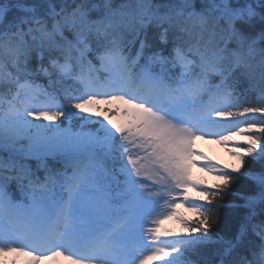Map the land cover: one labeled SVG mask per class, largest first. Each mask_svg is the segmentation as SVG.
Returning <instances> with one entry per match:
<instances>
[{
    "label": "snow or ice",
    "instance_id": "6c2138e0",
    "mask_svg": "<svg viewBox=\"0 0 264 264\" xmlns=\"http://www.w3.org/2000/svg\"><path fill=\"white\" fill-rule=\"evenodd\" d=\"M199 3L0 4V264H264V0Z\"/></svg>",
    "mask_w": 264,
    "mask_h": 264
},
{
    "label": "trees",
    "instance_id": "16d2710c",
    "mask_svg": "<svg viewBox=\"0 0 264 264\" xmlns=\"http://www.w3.org/2000/svg\"><path fill=\"white\" fill-rule=\"evenodd\" d=\"M31 0H19L20 3H23V2H26V3H29ZM43 0H33V3L34 4H37V3H40L42 2ZM17 2V0H0V4H15ZM154 2H157V3H166L167 0H154ZM25 4V3H23ZM201 5L199 3V0H197V4H196V7L199 8ZM163 11V9L161 10ZM259 25H257V30H259ZM148 35H151L150 32H148ZM244 84L246 85V81H244ZM256 96L253 97V98H250L249 101L253 102L254 100L256 101ZM262 163L264 162H257V161H252L251 163H248L246 164L245 166L250 168L252 171H260L261 170V167H262ZM235 175V174H234ZM251 184V181L248 180L247 178L243 177V176H240L238 177L234 184H233V190L236 191V192H241V191H244L245 188ZM238 199V197L236 196H228V195H225L224 196V201L225 203H229V202H232V201H236ZM219 216H220V222H219V225H218V228H217V231L220 232L221 234H223L226 230V227L227 225L234 219V216H235V212L233 211L232 208L230 207H224V208H221L219 210ZM193 259H197V257H193Z\"/></svg>",
    "mask_w": 264,
    "mask_h": 264
},
{
    "label": "rangeland",
    "instance_id": "374dc122",
    "mask_svg": "<svg viewBox=\"0 0 264 264\" xmlns=\"http://www.w3.org/2000/svg\"><path fill=\"white\" fill-rule=\"evenodd\" d=\"M217 152L219 153V155H220V157H221V156H222V152H223V150L220 149V148H218V149H217ZM225 158L230 159V161L232 160L231 157H225ZM12 259H13V257L9 256V257L6 258V261H11Z\"/></svg>",
    "mask_w": 264,
    "mask_h": 264
},
{
    "label": "bare ground",
    "instance_id": "6f19581e",
    "mask_svg": "<svg viewBox=\"0 0 264 264\" xmlns=\"http://www.w3.org/2000/svg\"><path fill=\"white\" fill-rule=\"evenodd\" d=\"M197 143V141L195 142V144ZM63 259V258H62ZM57 260H60V258L58 257V259H55V260H53V264H55V261H57ZM46 262L44 261L43 262V264H45ZM62 264H67V261H65V260H62V262H61Z\"/></svg>",
    "mask_w": 264,
    "mask_h": 264
}]
</instances>
